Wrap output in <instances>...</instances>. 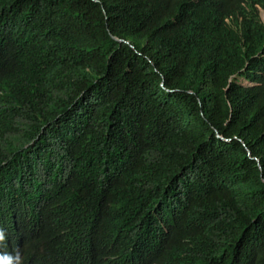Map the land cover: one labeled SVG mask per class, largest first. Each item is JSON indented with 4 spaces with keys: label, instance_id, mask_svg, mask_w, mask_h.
Here are the masks:
<instances>
[{
    "label": "trees",
    "instance_id": "16d2710c",
    "mask_svg": "<svg viewBox=\"0 0 264 264\" xmlns=\"http://www.w3.org/2000/svg\"><path fill=\"white\" fill-rule=\"evenodd\" d=\"M260 9L0 0V264H264Z\"/></svg>",
    "mask_w": 264,
    "mask_h": 264
},
{
    "label": "clouds",
    "instance_id": "9594fccd",
    "mask_svg": "<svg viewBox=\"0 0 264 264\" xmlns=\"http://www.w3.org/2000/svg\"><path fill=\"white\" fill-rule=\"evenodd\" d=\"M262 10V9H261ZM264 11V10H263ZM154 71L155 72H159L158 70H157V68H154ZM239 83L240 84H247L248 83V81L245 79V78H241L240 80H239ZM158 84H159V86H160V88H162V89H166L167 88V85H169V82H168V80L164 77V76H161V79L158 81ZM167 91V90H166ZM212 127V126H211ZM257 166L259 167V169H261V170H263V167H262V164H261V162L260 161H258L257 162ZM259 181L261 182V184H263V186H264V173H261L259 176ZM230 181V180H229ZM228 181V182H229Z\"/></svg>",
    "mask_w": 264,
    "mask_h": 264
},
{
    "label": "rangeland",
    "instance_id": "374dc122",
    "mask_svg": "<svg viewBox=\"0 0 264 264\" xmlns=\"http://www.w3.org/2000/svg\"><path fill=\"white\" fill-rule=\"evenodd\" d=\"M260 15H261V18H262V20L264 21V11L263 10H261L260 9ZM244 178H243V176L242 175H238L237 176V178L235 179V180H230L229 181V186H236L238 189H242L244 186H245V184H242V185H239L238 184V182L239 181H242ZM257 183H261L260 181L259 182H257ZM233 184V185H232ZM262 186H263V184H262ZM264 187V186H263Z\"/></svg>",
    "mask_w": 264,
    "mask_h": 264
}]
</instances>
